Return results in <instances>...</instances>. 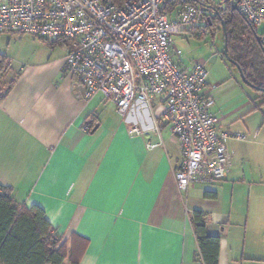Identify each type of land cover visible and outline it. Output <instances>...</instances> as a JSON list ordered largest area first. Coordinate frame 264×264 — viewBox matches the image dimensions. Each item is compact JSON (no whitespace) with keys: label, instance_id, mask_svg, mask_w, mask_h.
<instances>
[{"label":"crops","instance_id":"crops-1","mask_svg":"<svg viewBox=\"0 0 264 264\" xmlns=\"http://www.w3.org/2000/svg\"><path fill=\"white\" fill-rule=\"evenodd\" d=\"M2 34L10 35L0 47L3 75L13 83L0 99V185L21 206L40 207L62 241L86 240L78 264H202L193 210L204 212L206 231L220 237L218 264H264L259 101L242 93L223 100L224 85L208 75L204 93L214 98L217 129L246 139L227 142L226 178L180 191L174 178L180 146L159 97L135 101L120 116L99 93L84 99L79 77L64 67L69 41L48 47L39 39L32 44L40 47L24 54L17 41L29 35ZM88 123L92 129L83 131Z\"/></svg>","mask_w":264,"mask_h":264},{"label":"built area","instance_id":"built-area-1","mask_svg":"<svg viewBox=\"0 0 264 264\" xmlns=\"http://www.w3.org/2000/svg\"><path fill=\"white\" fill-rule=\"evenodd\" d=\"M226 3L236 5L255 29L264 25V0H124L121 5L112 0H0V34L69 41L64 67L79 77L84 99L99 93L120 116L135 101L148 104L159 97L171 139L180 146L174 178L183 191L226 178L227 142L246 139L243 133L217 129L214 98L204 93L205 63L186 62L172 40L188 30L205 35L216 9ZM131 132L139 133L137 128Z\"/></svg>","mask_w":264,"mask_h":264},{"label":"trees","instance_id":"trees-1","mask_svg":"<svg viewBox=\"0 0 264 264\" xmlns=\"http://www.w3.org/2000/svg\"><path fill=\"white\" fill-rule=\"evenodd\" d=\"M121 5L124 0H112ZM211 25L220 29L222 43L231 60V66L240 68L245 84L256 94L254 100L264 106V39L254 26L230 3L216 9ZM207 28L211 26L207 24ZM54 47L65 39L47 40L35 37ZM238 70V69H237ZM7 71L6 59L0 55V75ZM239 72V71H238ZM13 81L2 88L0 99L10 90ZM89 125L91 123H88ZM90 129L92 126L90 125ZM206 215L200 210L191 212V221L197 240V256L202 264H218L220 237L206 231ZM86 240L72 235L70 242L62 241L38 206L24 207L12 197L10 187L0 185V264H78Z\"/></svg>","mask_w":264,"mask_h":264},{"label":"rangeland","instance_id":"rangeland-1","mask_svg":"<svg viewBox=\"0 0 264 264\" xmlns=\"http://www.w3.org/2000/svg\"><path fill=\"white\" fill-rule=\"evenodd\" d=\"M219 1L220 0H214V3L217 4ZM210 26L211 28L206 30L205 35L200 34L198 31L197 33L194 31L192 35L188 32H184L182 35L175 34L172 36L173 43L181 50L182 58L186 62H192L195 60L205 61L209 81H211L212 84L217 81L224 85L220 88V96L223 97V100L231 102L235 100L240 93H242L245 98H255L256 94L253 89L241 80L238 70L224 59L222 55L223 43L220 29L217 27L215 28L212 25ZM256 31L258 34H262L264 39V25L257 27ZM12 34L16 36L19 33L12 32ZM7 36L10 35H0V47L5 46ZM22 39H26L27 41H17V46H19L20 51L23 50L22 53L24 54L32 51L33 46L35 45L32 44V42L40 43L41 41H39L38 38H32L30 36H23ZM47 40L51 41L50 39ZM37 46L40 47L39 45L34 47ZM8 77L9 76L4 77V75H0V86L2 88L8 84ZM256 102L258 103V101ZM262 110L264 111V106L262 107ZM256 115L260 116L262 114L259 112ZM253 123H257V121L255 120Z\"/></svg>","mask_w":264,"mask_h":264},{"label":"water","instance_id":"water-1","mask_svg":"<svg viewBox=\"0 0 264 264\" xmlns=\"http://www.w3.org/2000/svg\"><path fill=\"white\" fill-rule=\"evenodd\" d=\"M232 8H233V9H237L236 5H232ZM222 55H223V57H224V59H225L226 61H228L229 63H231V60H230V58L228 57V54H227V51H226V44L223 45V48H222ZM237 69H238V71H239V75H240L241 80H242L244 83H246V82H245V79H244V77H243V74H242V72H241V70H240V68H237Z\"/></svg>","mask_w":264,"mask_h":264}]
</instances>
